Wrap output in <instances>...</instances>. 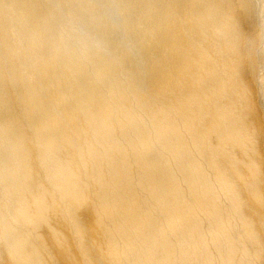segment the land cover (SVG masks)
Returning <instances> with one entry per match:
<instances>
[{"label": "bare ground", "instance_id": "1", "mask_svg": "<svg viewBox=\"0 0 264 264\" xmlns=\"http://www.w3.org/2000/svg\"><path fill=\"white\" fill-rule=\"evenodd\" d=\"M0 264H264V0H0Z\"/></svg>", "mask_w": 264, "mask_h": 264}, {"label": "clouds", "instance_id": "2", "mask_svg": "<svg viewBox=\"0 0 264 264\" xmlns=\"http://www.w3.org/2000/svg\"><path fill=\"white\" fill-rule=\"evenodd\" d=\"M67 39L69 50L80 54H86L93 48L98 47V41L92 40L75 26L70 27Z\"/></svg>", "mask_w": 264, "mask_h": 264}]
</instances>
